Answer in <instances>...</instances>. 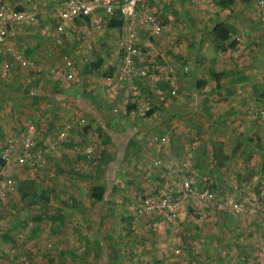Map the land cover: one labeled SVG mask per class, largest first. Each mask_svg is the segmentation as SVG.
I'll return each mask as SVG.
<instances>
[{
	"label": "crops",
	"instance_id": "0c3cea01",
	"mask_svg": "<svg viewBox=\"0 0 264 264\" xmlns=\"http://www.w3.org/2000/svg\"><path fill=\"white\" fill-rule=\"evenodd\" d=\"M172 1L173 0H161L157 3L156 1H153L154 5L159 9V19L163 20L164 18L165 27H168L167 23L172 25L176 20L174 15L170 13L172 11L171 9L174 10L175 3H172ZM187 1L188 0H182V4H185ZM16 2H20V4H17L15 7L17 10L37 12V21L34 25L30 23L22 26L16 25L14 29H11L8 43H10L12 50L20 53L27 60H30L33 63L34 68L41 70L37 71L36 69L29 67L20 68L12 65L8 68L7 73H5L6 75L3 76L2 71L5 69L4 64L8 55L4 52H0V103L2 102L4 104L7 103L12 105L13 102H18L19 110L17 111V114L20 115V118L32 117L35 114H38V117H40L42 121L46 118L47 122L41 124L38 130L40 133V130L43 129V136L50 133L49 126H54L52 123L57 124L58 121L63 122L62 119L68 120L70 118L69 116H74L76 112L78 113V116H86L88 119L93 120L96 119V122L103 126L101 127L100 134L105 137L100 143L106 147L103 161L100 163V171L102 175L97 178H99V180L109 181L111 191H114L116 183H120L119 181H121V178L123 177V173L121 172H125L126 169H128L127 167H130L131 163L135 164L139 161L135 160V156L130 157L132 154L127 153L126 150L131 147L129 139L132 138L134 134H137V129L142 126L144 129H140V132H144L146 131L145 129H147L154 132V134H167V132H161L160 126L164 128V126H167V123L172 124V120L179 115L178 110L176 109L168 111L169 114H167V108L178 104L183 105L189 94L192 95L191 92L187 94V91H185V93H182L177 99H173L170 104L167 102V44L163 45L162 43L160 47L158 39L148 37L144 30H139L140 37L138 40L139 43H141L140 51L138 55L132 56L136 69L133 73H128L127 69H124L126 64L124 56L126 52L118 46L122 34V20L111 19L106 22V19L101 17V15H96L91 19L77 21L79 27L83 26L81 28H88V30L86 28L83 29V33H89L87 37H83L82 34L80 35L79 31L78 35L81 36V39H78L75 25L73 30H71L72 33H74V37H67V41H64L69 45L67 46L70 49L68 52L69 56L75 61L76 67L73 69L74 78H55L53 74H51V70L60 67V65H64L63 55L65 54V49L62 48L63 45H60L59 43L57 44L53 39L56 36L54 37L55 33L50 31L52 28L51 25L50 30L48 27L46 28V24L50 22L49 16L46 13L45 19L42 13L45 10H49L54 5L55 0H0V5L2 3L13 5ZM215 5L217 7V12L211 18L210 16L203 15V22L211 20V26H203L201 28H205V30L201 31L192 28L191 32L193 35L191 36H188L189 33H186L188 30L187 27H179L178 30L174 28L173 30V27L170 26L168 29L169 31H166L162 41L166 42L165 39L167 36L172 38L178 37L179 39L183 38L182 44H180V53L185 51L188 46L191 47L193 45L197 47L196 51L210 53L211 56H215L213 57L215 59L213 65V72H215V74L213 75V78H211L205 73V76L201 78L204 85L201 87L199 86V88H201L200 93L194 94L197 98V103H195L194 107L192 106L190 109L186 110L184 106H181L179 112L187 115L190 112L192 117H200L201 115L197 109L198 105H200L198 104V101H203V105L204 100L208 101L207 105L209 109H207V113L204 112L203 115L208 121L206 122L204 118L200 119L201 122L206 125L202 127V132L206 135L205 138L208 140L212 134L213 140H224L221 139L220 136H218V138L215 136L221 132L219 127L216 128L218 132L215 131V128L209 129L207 127L209 126V118L212 119L211 117H214L215 115L216 117L213 119L214 121L217 120L216 122L218 123L221 119L228 120L226 127L235 122L234 127H232L238 134L235 138L236 141L233 140V146L215 145L212 142L211 151L213 152L215 159L209 160L205 167L200 165V170H194L192 177L195 176L196 181H198L196 191H201L198 186H200L199 183L202 181L210 180L216 183L221 181L227 183L225 187L217 185L221 190V194L224 196L228 197L235 189H237V187H239L243 188V195L252 198L258 197V199L264 198V182H262L264 181V173L262 174V172H264V46L259 45L257 47H252L249 48L248 51H245L246 47L241 49L242 47L240 46L233 49L231 48L227 51H221L219 49L217 50L214 46V37L212 36L210 38L209 33L207 32L212 31V28L216 23L223 22L231 30V39L238 40L237 45H239V40H242L241 30H243L240 23L246 22V25L249 24V26H251V29H255V26L257 28L259 24V9L256 6V0H236L230 7ZM255 8L257 11H255ZM253 11L254 14L252 13ZM257 14L258 16H256ZM180 15L182 20L189 21L187 18L182 17V13H180ZM112 21H120L121 25H114L112 24ZM93 22H95V24ZM99 22H101V25L98 24ZM247 30L245 34H250L248 25ZM191 38H194V40L191 41ZM197 38H200V40L197 41ZM172 47V45H168V48L172 49ZM160 50H162V52ZM169 52L171 51L169 50ZM244 52H246L245 56L243 55L238 58V56H240L241 53L244 54ZM220 58L225 62H220ZM152 59L156 60V66L158 69L151 68L146 75H143L142 72L145 71L143 69L151 65V62L148 60ZM258 69H261V72L257 74L258 78L256 81H253L254 79H251L253 78L251 72L255 73ZM169 70H172V68L170 67ZM31 71L35 73V80L29 78L28 73ZM214 76L219 77L218 82ZM181 83L183 82L180 81L179 86L183 85ZM253 84L262 86L263 91H258V94H256L251 90H247V93H239L238 96H232L230 93V91H233V86L238 87L242 85L247 87L248 85L252 86ZM8 85L13 88L24 87V90L27 93H22V95L17 98L13 97L9 95L12 91L8 92V89H6L9 87ZM31 85L38 87V89H36L39 90L37 94L30 95V91L33 88ZM174 88L177 87L174 85L172 90ZM209 89H211V93H208L207 90ZM221 92H225L226 97H220ZM13 94H16V92ZM29 103L30 105H28ZM20 104H23L24 107H20ZM129 105L133 106L130 111H128ZM149 109H152L153 112L152 114L147 115ZM195 111H198L197 114H194ZM7 114L6 111V115H4L2 119L0 117V134L4 136L7 135L11 126L10 123L3 124L4 122H9L6 121ZM254 114L258 115H255L254 117ZM36 116L37 115L34 117ZM121 118L123 120H120ZM157 118H161V120L155 121ZM196 122L199 123L198 120H196ZM212 123L215 124L213 121ZM113 124L115 125L112 126ZM184 124L185 123H181L178 126L180 129L185 128L179 133H182L183 138H187L188 130L192 131L193 125ZM127 125H129L130 128H127ZM155 125L157 127H155ZM172 126L170 128H172ZM232 127L230 126V128ZM14 128L15 133L20 132L22 129V127L17 126H14ZM156 129H160L159 133L156 132ZM222 129V132L226 131L225 128ZM172 130L173 129L168 130L169 134H172ZM225 133L230 134V132ZM233 134L234 133L230 135ZM107 135H110L109 140H107ZM227 138L230 140L233 139L230 136H227ZM202 140L203 139H201V141ZM9 141H12V139L9 138ZM38 142L39 146L41 144H46L44 138H40V141ZM90 142V144H92L91 140ZM198 143L199 142H197L196 147L198 146ZM155 145L156 149L160 150L163 144L156 143ZM135 147H137V152L138 149H140V146L135 145ZM206 148L208 147L206 146ZM235 149H237L238 152L234 157H231V151H234ZM222 150H225L223 155H221V152H223ZM55 151L57 150L52 145L51 153L55 155ZM69 152L72 151L70 150ZM174 154L177 156L178 160H173L171 156H174ZM162 155V159H160L162 166L157 167L158 169L156 170V173H154L153 184L149 186V188H139V193L142 191L163 189L167 186L168 181L170 183L173 182L176 185L177 191H175V193L179 192L180 179L177 174L179 173L178 169L180 168L181 162L184 160V157L182 156L179 158L181 155V149L179 147L177 153L175 150L173 153L171 147H169L168 153L167 150H164ZM196 156L201 160L198 153H196ZM68 157L73 159V155H69ZM51 158L53 159V157ZM55 158L57 159V162H59V159L57 157ZM159 158L160 156L157 154L149 164V166H153L154 170L155 165H157L156 161ZM250 162H253L254 164ZM189 163V167L191 168L190 160ZM137 166L139 167L140 164H137ZM252 169L254 170V173L250 174ZM128 171L131 172L129 169ZM168 172L170 173V178L173 180L167 178ZM25 174L26 175L24 176L22 174L20 175L22 181L31 176H28L27 173ZM134 175L135 180H137L136 182H142L145 173L142 170H138V173ZM250 175L253 176L247 177ZM51 176L54 175L51 174ZM199 177H201L202 180H200ZM52 180L53 178L51 179V182ZM255 182H257L256 187L254 186ZM259 182H262L263 184L259 185ZM107 195L108 193L106 194V197ZM195 199L198 198L194 195L191 197V201L186 200V208L183 210L180 208L179 219L175 220L179 223L178 231L174 228L167 229V220L163 215L156 214L146 216L141 219L142 222L144 221L142 223L144 224V228L148 230V235L145 241L140 239L141 233H139L141 230L143 231V227H140V224L139 226L136 225V227L128 224V227L130 228L131 226L132 230H134L133 227L136 228V231H131V233H133V238H127L126 240L122 234L121 238L117 239L116 244H132L138 246H142L143 244L146 248H150L151 251H149L147 257H145L147 264H167V254L171 260L176 258V260L174 259L175 263L173 264H188L186 262L188 257L183 260V263H180L182 262L181 258H183V256L177 255V251L180 252V250L175 247L174 244L176 242H170L172 237H175L176 233L178 234L179 239L180 237L183 238L184 230L186 231L191 228V222H196L201 214L206 215L208 212L203 202L199 204ZM259 200V203L264 202V199ZM214 203V217L216 220L215 227L217 226V228L215 231V227H213L214 233L212 236H214L215 241L212 243V241L209 242L207 240L206 242H202L200 246L197 241L199 249L195 251L197 253L195 257H202L205 261L213 264H230L233 260L230 254L228 253L226 256L223 255V250L226 247H230V249H228V252L230 253L231 250L232 253H234V251H247V254L250 255L249 251H252L254 240L258 242L257 238L260 239L258 231L260 233L261 227L252 223L250 225H244L243 228L242 222L244 221V218H239V216L227 208H224L220 203H217V201H214ZM84 209L85 214L97 215L98 222L94 223L91 221L92 217L84 216L83 224L86 231L85 233H88L89 235V240L83 241L85 253L82 256L78 255L81 256L78 258L76 256L78 251L70 250V256L74 257V259L82 258L83 264H114V256L111 257L108 255L109 251L107 249L109 245L112 244L107 243V240H110L111 237L109 233V236L106 234V229L104 235H102L101 232L98 237L95 236V241H93L92 238V230L95 226L97 227L98 224L102 225V223L105 225L108 224L106 218L100 215L110 213V209L106 206H98L97 208L94 206L92 208L89 205H87V207L85 206ZM31 210L33 212L31 213V219L36 223L33 225L32 230L35 237L31 240H33L32 243H35L37 246L40 244L38 243V240L40 239L37 237L40 236L39 230L41 228L38 226L37 222L43 221L45 214L37 210V207H34ZM63 210L62 213L66 215V219L70 218L72 214L75 217L74 213L70 211L73 210V206L70 209L67 208L66 205ZM114 210L116 214L120 212L119 207H116ZM131 211L132 214H134L132 209ZM192 211H194V214L191 215ZM60 217L51 218L52 220L55 219L54 222H56V224L48 225V234L50 237H53V242H55L56 239L61 240L58 236L59 233H62V231L59 230L62 229H59L58 227L60 226V223L63 222L64 224L63 219L65 217L63 216L62 220ZM47 218L48 217L46 216V219ZM103 219L105 220V223L103 222ZM117 220L118 219L116 218L115 221ZM121 220H123V218H121ZM117 223L118 222L111 224L112 226H115V230L119 229ZM246 229L249 231L245 233ZM94 232L96 234V231ZM238 233L243 235V237H240ZM169 234H171V237ZM55 237L57 238L55 239ZM128 239L132 240L130 242L134 241L135 244L128 243ZM202 239V241H204V238ZM96 240H99V246L97 245ZM10 241L11 242L7 243L9 244L10 249L14 253L19 251L22 246L21 242L16 243L13 239H10ZM13 243H16V245H13ZM59 243L61 242H58V244ZM62 244H64V242ZM69 245L75 247L78 244L70 242ZM184 245L186 248H190V246H195L196 243L195 245L192 243L191 245L184 243ZM143 246L140 250L143 249ZM88 247H90V249L86 250ZM98 247L99 249L101 248L100 251L97 249ZM117 260L118 259L115 261L118 262ZM76 261L78 262V260ZM255 261H257V259Z\"/></svg>",
	"mask_w": 264,
	"mask_h": 264
},
{
	"label": "rangeland",
	"instance_id": "374dc122",
	"mask_svg": "<svg viewBox=\"0 0 264 264\" xmlns=\"http://www.w3.org/2000/svg\"><path fill=\"white\" fill-rule=\"evenodd\" d=\"M153 1H156L157 3L161 0H153ZM172 3H175L174 10L171 9L172 11L170 13L174 15V18L176 20L172 23V25L170 23H167L168 27L165 28L164 32L166 31L168 32L170 26L173 27V30L174 28L178 30L179 27H187L188 30L186 33H189L188 36H191L193 35V33L191 32L192 28L201 31V30H205V28H201V27L203 26L209 27L212 25L210 22L211 20L203 22L204 20L203 15L210 16L211 18L217 12V7L215 5L216 0H188L185 4H182V0H173ZM255 11H257L256 8ZM180 13H182V17L187 18L189 21H185L184 19L182 20ZM252 13L254 14V11ZM256 16H258V14ZM259 16H258L259 24L257 28L255 26V29H251V26L247 24L248 28L250 29L249 32L250 34H245L247 30L246 22L240 23V26L243 29L241 30L242 40H239V45L237 46L242 47L241 49L246 47L245 51H248L249 48L257 47L259 45L264 46V22L261 20ZM162 21L163 23H165L164 18ZM207 32L209 33L210 38L212 36L214 37L212 31H207ZM182 39L183 38L179 39L178 37L172 38L167 36V38L165 39L166 42H162L163 41L162 38L158 39L159 41L157 40L160 43V44L157 43L160 45V47L162 43L163 45L167 44V102H169L170 104L173 101V99H177L182 93H185V91H187L186 92L187 94L191 92L192 95L189 94L183 105L178 104L176 106H171L167 108V114H169L168 111H172L173 109H176L178 110L179 115L175 117L174 120H172L174 124L167 123V126H164V128L160 126L161 132H167V134L165 135L169 138V141L162 142L163 145L165 144L164 145L165 147L163 145L161 146L163 149L161 148L160 150H157L155 147L156 146L155 144L158 143L155 137H161L163 135L154 134V132L149 131L147 129H145L146 131L144 132L143 131L140 132V129H144V127L142 128V126L141 128L139 127L137 129V134H134L133 137L129 139V143H131L130 145L131 147L129 149L127 148V153L129 154L131 153L132 155L129 156L130 157L135 156V160H139V161L138 163L135 164L131 163L130 167H127L129 170H131V172H129L128 169H126L125 172H121L123 173V177L121 178V181H119L120 183H116V187L114 191H111L109 181L99 180V178H97L100 177L102 173L97 168V164L95 163V158L86 159L84 155L85 154L84 149L89 146V144L91 143L90 140L96 147L97 152L94 155H98L99 146L102 145L100 141L105 138L100 134L101 127L103 126H101L98 122H96V119L93 120V119H88L86 116H80V115L78 116V113L76 112L74 116L73 115L69 116L70 118L68 120L62 119L63 122L58 121L57 124L52 123L54 126L53 127L52 125L49 126L50 133L48 135L43 136V129L40 130V133L38 132V130L41 124H45L47 122L46 118H44V120L42 121L41 118L38 117V114H35L37 115L36 117H34L35 115H33L32 117L20 118V115L17 114V111L19 110L18 108L19 105L17 104L18 102H13L12 105H9L7 103L4 104L2 102L0 103L1 119L4 115H6V111L8 113L7 114L8 118L6 117V121L9 122H4L3 124H8V123L11 124L9 129L10 132L8 131L6 136L0 134V159H3L4 149L8 147L10 143L9 138L12 139L13 141L12 144L17 146V148L13 152L14 154L13 158L10 159L13 160V163L9 168V172L15 178L17 183L19 182V180H21L20 175L22 174L24 176L26 175L25 173H27L28 176L31 175L30 178H27V180L30 179V181L33 183L30 185L24 183L22 188L23 190L21 193L18 191V187H17L14 190L15 193L9 195L5 199L0 198V264H74V263L83 264L82 258L80 259L78 258L84 255L85 253L83 248L84 246L83 241L89 240L88 233H85L86 231L83 224V218L84 216L92 217L91 221H93L94 223L98 222L97 215L96 216L93 214L88 215L84 213L85 210L84 208L85 206L87 207V205L91 206L92 208L94 206L95 207L106 206L110 209V213L100 215L106 218V222L108 224L105 225L102 223V225L98 224L97 227L95 226L92 230L93 232L92 238L93 241H95V236L98 237V235L101 234V232L102 235H104V231L106 229L107 231L106 234L108 235L109 233L111 237L110 238L111 241L107 240V243L112 244L109 245L107 249L109 251L108 255H110L111 257L114 256V264H142L143 262H145L143 264H147L145 257H147L148 252L151 251L150 248H146L142 244L143 249L140 250L142 246L132 245V244L131 245L116 244V241L117 239L121 238L122 234L124 239L126 240L127 238L130 239L133 238V233H131V231H136L135 227L136 225L139 226V224L140 227H143V231L141 230L139 232L141 233L140 239L144 241L146 240V237L148 235V230L144 228L143 226L144 224H142L144 221L142 222L141 220L144 217L136 219L134 214H132L131 209L134 212L135 208L132 206V202L135 200L134 197L139 193L138 189L141 187L149 188V186L153 184L154 173H156V170L158 169L157 167L162 166V163L155 165V170L153 166H149V164L153 160V157L159 154L160 156L159 159H162L163 156L162 154L164 153V150H167L168 153V149L169 147H171L172 152L174 153L175 150V152L177 153V150L180 147L181 155L180 157L179 156L178 157L181 158V156L184 157L186 155L185 159L188 161V165L190 160L191 168L196 171H199L200 165H203L205 167L209 160L215 159V156L211 151L212 142L215 145L218 144L222 146H233V140H235V138L238 135L236 133L237 131L233 130L235 122L230 125L231 127L233 126L232 128H230V126L226 127V124H228V120L221 119L218 123L216 122L217 120L214 121L213 119L216 117L215 115L214 117H211L212 119L209 118V126L207 127L209 129L215 128V131H217L216 128L219 127L221 132H219L215 136L216 138L220 136L221 139L224 140H213L212 134L208 140L205 138L206 135L202 132V127L206 125H204L200 119L204 118L206 122L208 121L205 118V116H203L204 112L207 113V109H209L207 105L208 101L204 100V105H203L202 103L203 101L201 102V100L199 99L200 102L198 101V104L200 105H198L197 109L199 111V114L201 115L200 117L194 118L191 116L190 112L188 115L179 112V110H181L180 108L181 106H184L186 110V109H190V107L192 106L194 107L195 103H197V98L194 94L200 93L201 88H199V85H197V83L198 81H201V78L205 76V73L208 74L209 77L211 78H213V75L215 74V72L212 73V71L214 70L213 65L215 62V59L213 57L215 56H211L210 53H202L198 50L196 51L197 47L193 45L191 47L188 46V48L185 51L180 53L181 51L180 44H182ZM193 40L194 38H191V41ZM198 40H200V38H197V41ZM168 45H172L173 46L172 49L168 48ZM214 46L216 47L215 40H214ZM169 50L171 52H169ZM160 51L162 52V50ZM245 54L246 52H244V54L241 53L240 56H238V58L242 57L243 55L245 56ZM220 62H225V61L221 60L220 58ZM170 67L172 68V70H169ZM260 70L261 69H258L257 71H255V73L251 72L252 73L251 76L253 77L251 79H254L253 81H256V79L258 78L257 74L261 72ZM28 74L30 79L33 80L35 78L34 72L31 71ZM180 81L183 82L181 83L183 84L182 86H179ZM174 85L177 87L173 89L176 91L175 94L172 93L173 91L172 87ZM250 85H248L247 87H244L242 85L238 87L233 86V91H230V93L232 94V96L235 95L238 96L239 93H247V90H251L253 93L256 94H258V91L260 92L263 91L262 86L258 84H253L252 86ZM31 87H33L32 88L33 91L30 92V95L37 94L39 92V90H36L38 89V87L32 85ZM6 89H8L7 90L8 92L12 91L11 93H9V95L16 98L18 96H21L22 93L24 94L27 93L25 92L24 87L13 88L9 86ZM207 91L208 93H211V89ZM14 92H16V94H13ZM225 94H226L225 92L223 93L221 92L220 97L222 98L223 96L226 97ZM28 105H30V103ZM21 106L24 107L23 104H20V107ZM198 111H195L194 114H197ZM255 115L258 114H254L253 116L255 117ZM120 120L123 119L121 118ZM160 120L161 118L160 119L157 118V120L155 121H160ZM196 120H198L199 123L196 122ZM212 121L215 122V124H213ZM181 123H185L184 125H189V124L193 125L192 131L188 130L187 138H183L182 133H179L185 129V128L180 129L178 127ZM114 125L115 124H113L112 126ZM156 125L155 127H157ZM14 126L22 127V129L20 130V132L15 133ZM30 126H33L34 128L37 129V133H35V137L33 136L34 139L31 142V146L34 148L29 150L31 154L29 153V151H26L25 149L23 148L21 149V147H19L21 143V139H24V136L26 141V135H24L25 134L24 129ZM171 126L172 128H170ZM127 128H130V126L127 125ZM222 128H225L226 130L225 132H230V134L232 133L234 134L230 135L229 133L222 132L223 130ZM169 129H173L172 134H169L168 132ZM159 131L160 129H156L157 133H159ZM227 136H230L233 139L230 140L229 138H227ZM40 138H44V142L46 144L44 145L41 144L39 146L38 141H40ZM201 139L203 140L201 141ZM197 142H199L197 146L198 149L196 147ZM52 145L57 150L54 152L55 155L51 153ZM135 145L140 146V149H138L137 152H136L137 147H135ZM102 146L104 147V149L106 148L105 145ZM192 146H194L195 150H191V148H193ZM206 146L208 148H206ZM70 150L72 152H69ZM222 151L223 152H221V155L225 153V150ZM25 152H28L30 154L29 155L30 159L27 161V163L22 165L15 163L16 159H18V156L20 154L25 155ZM237 152H238L237 149H235L234 151L232 150L231 157H234ZM196 153L200 155L201 160L197 158ZM67 155L68 156L73 155V159L69 158ZM26 156L28 155H25V157ZM51 157H53V159ZM55 157L59 159V162H57V159ZM171 157L173 158V160H178L175 154L174 156L172 155ZM32 162H34V165L31 164ZM137 164H140V166L138 167ZM138 170H142L145 173L142 182H136L137 180H135L134 174L138 173ZM251 171L252 172L250 174L254 173L253 169ZM263 173L264 172H262V174ZM51 174L54 176H51ZM251 176L253 175L247 177H251ZM2 178H4V176L0 174V181ZM52 178L53 180L51 182ZM199 179L202 180L201 177H199ZM97 184L109 185V188L107 189L108 195L106 199L100 202H95L94 198H92L91 196V189L93 188L94 185ZM199 184H200V186H198L199 190L203 191L202 189L206 187H215L217 185L220 187H225L227 183L221 181L216 183L210 180H205L200 182ZM40 193L42 195L37 196ZM24 195L26 196L28 195V196L26 197ZM29 195H33L34 197H29ZM190 199L191 197L181 199V203H180L181 210L187 207L186 206L187 204H185V202L186 200L191 201ZM259 199H264V198H259ZM31 200L32 202L30 203L29 201ZM195 200L198 201L199 204L203 202L204 206L208 211L204 216V220L197 224L196 222H194L195 224L191 222L190 224L191 228L189 227L190 228L189 230L186 231L184 230V234L182 236L183 238L180 237L179 239V236L176 233L175 237H172L170 243L176 242L174 245L175 247L178 248V250H180V252L177 251L178 253L177 255L183 256V258H181L182 262L180 263H183V260L188 257V259H186V262L188 264H213L211 262L205 261L204 258L202 257L196 258L195 255L197 253L195 251L199 249V247L197 246V241L199 246L202 244V242H206L207 240L209 242L212 241V243L215 241L214 236H212V234L214 233L213 227H215L216 225L215 223L216 220L214 217L215 203L213 200L204 201L200 198ZM263 203H259V204L263 205ZM66 205L67 208L70 209L73 206V210L70 211L74 213L75 217L72 214L70 218L66 219V215L62 213L64 211L63 208L66 207ZM34 207H37V210L45 214L44 220L37 222L38 226L41 227L39 230L40 236L37 237L38 239H40L38 240V243L40 244L37 246L35 243H32L33 240H31L35 237V234L32 233V230H33V225L36 223L35 221L33 222L31 219V213H33L31 209ZM116 207L120 208V212L117 214L115 213L114 210ZM192 214H194V211H192L191 215ZM46 216L49 219L48 218L46 219ZM60 216L65 217L63 219L64 224L62 222L58 227L59 229H62L59 230L62 231V233H59L58 236L61 238V240L56 239L57 237H55L56 240L55 242H53L52 241L53 237H50L48 234V229H49L48 225L56 224V222H54L55 219L52 220L51 218L60 217ZM255 217L256 214H253L252 217L244 218V221L242 222L243 224L242 227L244 228V225H250L252 223L254 224ZM116 218L118 219L117 221H115ZM121 218H123V220H121ZM178 219L179 218L177 217L175 220ZM175 220L173 221L167 220V229L174 228L177 229L178 231L179 223L176 222ZM103 222L105 223L104 219ZM115 222H118L117 223L119 226L118 230H115V226L111 225L114 224ZM258 222L261 223L260 217L256 222L257 226L259 225ZM128 224L134 225L135 227L132 226L134 230H132L131 226L129 228ZM216 228L217 226L215 227V231ZM94 231H96V234ZM248 231L249 230L246 229L245 233ZM258 234L260 239L257 238L258 242L254 240V246L252 248V251H249L250 256L252 257V261L248 260L249 254H247L248 253L247 251L244 252L234 251V253H232L231 250L230 253L228 252V249H230V247L224 248L223 255L226 256L229 253L230 256L233 258L230 264H258V263L264 264V261L262 260H261L262 263L259 260L255 261L256 260L255 256L260 251V248L263 247V241H264L263 228H261L260 233L258 231ZM238 235L240 237H243V235H241L240 233H238ZM169 236L171 237V234H169ZM202 238H204V241H202L203 240ZM10 239H13L16 243L21 242L22 244L19 251H17L16 253H14L10 249L9 244H7L11 242ZM130 241L132 240L128 239V243L135 244L134 241L133 242ZM58 242L61 243L58 244ZM63 242L64 244H62ZM68 242L69 243L75 242L78 245L73 247L69 245ZM16 243H13V245H16ZM96 243L98 245L99 240H96ZM184 243L186 244L188 243L189 245H191V243L195 245L196 243V245L190 246V248H186ZM89 249L90 247H88L86 250ZM97 249H99V247ZM70 250L78 251V253L76 254L78 258L74 259V257H71ZM100 250L101 248L99 249V251ZM116 259H118L117 260L118 262L115 261ZM174 259L176 260V258ZM174 259L171 260L167 254V264L175 263ZM76 260H78V262Z\"/></svg>",
	"mask_w": 264,
	"mask_h": 264
},
{
	"label": "built area",
	"instance_id": "2783aa9c",
	"mask_svg": "<svg viewBox=\"0 0 264 264\" xmlns=\"http://www.w3.org/2000/svg\"><path fill=\"white\" fill-rule=\"evenodd\" d=\"M17 4H20V2H16L13 5H10L9 3H2L0 5V52H4L8 55L4 64L5 69L2 71L3 76L6 75L5 73H7L8 68L12 65L20 68L29 67L36 69L37 71L41 70L34 68V65L30 60H27L20 53L12 50L10 43H8L11 29H14L16 25L22 26L25 24L28 25L29 23L34 25L37 21V12L17 10L15 8ZM256 6L259 9L260 18L264 22V0H256ZM158 10L159 9L154 5V2L149 0H55L54 5L49 10H45L42 13L45 19L46 13L48 14L50 22L46 24V28L48 27L50 30L52 27L50 31L55 33L54 37L56 36L53 39L57 44L59 43L60 45H63L62 48L65 49V54L63 55L64 65L52 69L51 74H53L55 78H74L73 69L76 67L75 61L68 54L70 49L67 47L69 45L65 43L67 41L66 38L74 37V33H72L71 30H73L75 25L78 39H81V34L83 37H87L89 33H83V29L86 28L88 30V28H81L83 26L79 27L77 21L91 19L96 15H101V17L106 19V22L111 19L122 20V34L118 46L126 52L124 56L126 63L124 69H127L128 73H133L136 66L132 60V56L138 55L141 46V43H139L138 40L140 37L139 30H144L148 37L154 39H163L165 36L166 32H164V30L166 27L163 21L159 19ZM93 23L95 24V22ZM98 24L101 25V22ZM79 31L80 35H78ZM148 61L151 62V65L143 69L145 70L142 72L143 75H146L151 68L158 69L156 66V60L152 59ZM32 91L33 90L31 89L30 92ZM172 93L175 94L176 91L173 90ZM24 131L26 141L24 136V139H21L20 146H18L21 147V149L23 148L26 151H29L34 148L31 146V142L35 137L36 128L30 126L28 128L26 127ZM155 139L160 144L169 141V138L166 135L155 137ZM9 142L8 147L4 149L3 153L4 164L0 165V174L4 176L0 181V198L4 199L15 193L14 190L16 188V180L10 174L9 168L13 163V160L10 159L13 158V152L16 150L17 146L12 144L13 141ZM104 150V147L100 145L98 155H94L97 151L92 143L84 149V155L86 159L95 158V163H98L99 157ZM191 150H195L194 146ZM29 153L25 152V155H28L26 157L25 155L20 154L18 159H16V162H14L21 165L27 163L30 159L29 155L31 153ZM185 158L186 157L184 156V160L181 162L180 168L178 169L179 173L177 174L180 179L179 192L175 193V191H177L176 185L173 182L170 183L168 181L167 186L163 189L142 191L141 193H138L134 197L135 200L132 202V206L135 208L134 216L136 219L157 214L163 215L168 221H173L179 215L181 199L196 195L197 198L204 201L213 200L217 201V203L224 204L222 205L224 208L232 211L239 216V218H249L252 217L253 214H256L254 223L256 224L260 217L261 223L258 222V227L260 226L264 230V204H259L258 197L252 198L243 195V188L239 187H237V189H235L228 197L221 194V190L218 186L206 187L202 189L203 191H196L197 181L195 176L192 177L194 169L189 167L188 161ZM160 163L161 160L158 159L156 164ZM31 164L34 165V162ZM167 178L173 180L170 178L169 172L167 173ZM262 182H259V185H262ZM256 184L257 182L254 183L255 187ZM204 216L205 215L201 214L196 223L202 222ZM249 256L248 260L252 261V257ZM255 258L259 261H264V241L263 247L260 248V251Z\"/></svg>",
	"mask_w": 264,
	"mask_h": 264
},
{
	"label": "trees",
	"instance_id": "16d2710c",
	"mask_svg": "<svg viewBox=\"0 0 264 264\" xmlns=\"http://www.w3.org/2000/svg\"><path fill=\"white\" fill-rule=\"evenodd\" d=\"M236 0H216V4L221 6V7H230L231 5L234 4ZM114 25H121L120 21H112ZM212 31L214 33V40H215V44L217 49L221 50V51H227L231 48H235L238 44V40L236 39H231V30L230 28L225 25L223 22H219L216 23L213 28ZM86 67V66H85ZM87 68V67H86ZM213 73V71H212ZM218 82L219 77L218 76H214ZM206 83V82H205ZM200 87L202 85H204V83H202L201 81H198L197 83ZM133 108V106L129 105L128 106V111H130ZM153 110L149 109L147 112V115L152 114ZM107 134V133H106ZM110 135H107V140H109ZM124 143V142H123ZM127 150V149H126ZM105 155V150L102 152V155L99 157V162L96 163L97 164V168L98 170H101V165L100 163H102L103 158ZM4 164V160L0 159V165ZM33 184L30 179H25V180H19V182H16V188L18 187V191L21 193L22 192V188H23V184ZM36 184V183H35ZM109 188V185H94L93 188L91 189V196L92 198H94L95 202H100L103 201L104 199H106V194H107V189ZM42 194L40 193L37 196H41ZM26 196V195H24ZM28 196V195H27ZM26 196V197H27ZM29 197H34L33 195H29ZM30 203L32 202L29 201ZM97 208V207H95ZM62 220V217L60 218Z\"/></svg>",
	"mask_w": 264,
	"mask_h": 264
}]
</instances>
